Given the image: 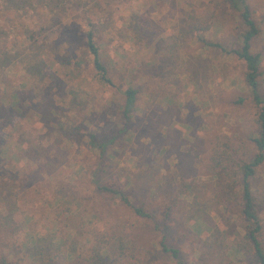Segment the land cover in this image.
I'll use <instances>...</instances> for the list:
<instances>
[{
	"label": "rangeland",
	"instance_id": "obj_1",
	"mask_svg": "<svg viewBox=\"0 0 264 264\" xmlns=\"http://www.w3.org/2000/svg\"><path fill=\"white\" fill-rule=\"evenodd\" d=\"M248 4L261 29L253 51L264 72V0ZM89 24L112 86L93 66ZM0 28L9 32L0 38V262L117 264L112 242L100 261L90 260V249L95 235L123 234L128 245L135 238L146 243L144 264H178L159 245L166 232L186 264H203L210 234L201 208L230 241L235 237L241 199L208 207L205 197L201 206L178 189L185 179L209 182L197 175L216 135L235 137L246 156L255 152L258 109L245 85L246 65L231 52L245 26L228 0H0ZM129 87L142 93L130 118ZM261 87L264 95V75ZM91 135L116 142L102 155ZM31 144L44 146L45 155L25 158L22 148ZM257 175L264 180V163ZM104 185L146 201L158 219L186 203L179 205L186 240L176 216L154 232L118 206L120 197L111 200ZM227 257V264H255L232 244Z\"/></svg>",
	"mask_w": 264,
	"mask_h": 264
},
{
	"label": "trees",
	"instance_id": "obj_2",
	"mask_svg": "<svg viewBox=\"0 0 264 264\" xmlns=\"http://www.w3.org/2000/svg\"><path fill=\"white\" fill-rule=\"evenodd\" d=\"M228 1L231 9L240 13L245 26V32L241 34L238 42V48L233 49L231 52L240 60H243L246 65L245 85L250 90L252 101L258 109L257 135L251 138L255 152L251 156H246L245 152L241 151L245 145L239 144L235 137L231 135H216L199 166V174L197 175V177L210 178L209 182L200 183L195 178L192 180L185 179L179 182L178 189L180 195L187 196L186 191L190 195L195 194L196 198H194L193 202L201 206L204 204L205 200L203 199L205 197L207 198L206 205L208 207H211L214 201L225 206L232 199H241L239 215L235 223L237 231H235V237L231 241L226 233L214 222L209 211L207 212L201 208L200 214L210 234L205 238L202 245L204 248V252L201 255L203 264H227V250L231 244L235 251L250 256L255 261V264H264V222L261 218V207L264 206V180L259 179L257 175L259 168L264 163V95L261 89L264 72L261 69L262 55L253 51L254 42L259 38L261 29L257 20L253 17L248 4L249 0ZM89 26L86 45L90 55L93 57V66L97 70L100 79L112 86L113 82L109 78L111 74L108 68L109 63H105L103 60L101 49L96 41L94 25L89 24ZM198 31L204 32L207 29L198 28ZM8 34V31L0 28V38H7ZM199 41L207 43L203 37H200ZM208 44L214 48H221L220 44ZM3 63L4 65H9L6 60H3ZM35 66L33 65V68ZM43 66L46 65L43 64ZM125 94L124 112L129 117L136 109L142 93L136 88L129 87ZM243 101V99H239L238 103ZM3 115L10 121L14 118V115H10L9 112H5ZM21 116L23 117V115ZM58 127L64 132V125L60 123ZM98 140L97 135H91V146L100 148L102 155L108 152L111 144L116 142L115 138H112L109 142L105 140L99 142ZM27 146L26 150L22 148L25 158L30 159L34 155H45L44 151L41 152L45 148L44 146L36 144ZM59 154L61 156L58 155V158L64 155L63 152ZM100 189L105 194H109L111 200H116L117 197H120L118 206L129 211L137 220L141 221L144 227H151L154 232L160 233L162 230L159 224L160 221L168 222L171 215L176 216L175 218L180 224L177 233L186 240V233L184 232V225L186 224L185 208L179 206L186 203L180 202L177 206L174 205L172 208H168L164 217H159L158 219L157 215L147 209L146 201L140 200L139 204L132 202L127 193L119 186L104 185ZM200 195L202 197H199ZM175 208H177L178 215L174 214ZM215 210L219 212L217 207ZM94 237L95 243L90 249L91 261H100L105 250L110 253L111 242L113 243L111 245L113 249L111 255L114 256L113 259L117 264H144V260L147 258L144 257L148 250L146 248L147 245L141 239L135 238L128 245L129 241L123 234H118L117 238H115L116 236L106 237V235H95ZM194 239L197 245L200 246L198 238L194 237ZM167 241L168 235L163 232L159 241L161 249L169 253L178 264H186L182 258L180 248L170 246ZM0 264L12 263L4 259Z\"/></svg>",
	"mask_w": 264,
	"mask_h": 264
}]
</instances>
